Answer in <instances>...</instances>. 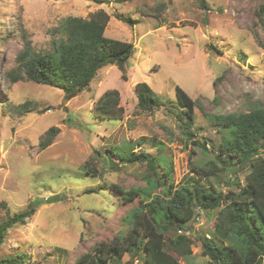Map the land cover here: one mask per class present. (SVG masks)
Segmentation results:
<instances>
[{"label":"rangeland","instance_id":"rangeland-1","mask_svg":"<svg viewBox=\"0 0 264 264\" xmlns=\"http://www.w3.org/2000/svg\"><path fill=\"white\" fill-rule=\"evenodd\" d=\"M106 1L0 0V71L14 67L22 73L15 56L25 45L34 54L53 52L65 37L59 28L63 18H89L99 9L109 14L104 35L134 44L122 70L113 64L101 67L89 87L71 98L26 79L5 83L0 73V202L5 203L0 217L42 200L24 225L7 232L0 258L25 252L26 264H75L83 254H94L101 242L126 233L138 198L164 199L161 186L144 178L147 163L120 159L115 148L124 155L163 156V163L172 164L173 187L194 182L225 193L246 184L248 163L218 158L227 129L213 117L264 106V15L259 9L264 0ZM119 16L132 20L124 23ZM139 81L148 83L165 105L140 110ZM175 85L195 100L190 137L184 108L175 106ZM111 88L119 93L121 118L94 117L97 98ZM26 100L35 109L14 113V106ZM51 126L58 131L41 149L39 140ZM162 162L156 161L159 173ZM89 188L97 191L87 193ZM131 189L138 197L126 201L124 194ZM213 216V211L200 210L186 230L177 231L193 235L190 256L169 254L181 264H205L195 237L213 236ZM144 261L145 249L138 248L110 264Z\"/></svg>","mask_w":264,"mask_h":264},{"label":"trees","instance_id":"trees-1","mask_svg":"<svg viewBox=\"0 0 264 264\" xmlns=\"http://www.w3.org/2000/svg\"><path fill=\"white\" fill-rule=\"evenodd\" d=\"M106 3V0H89ZM260 15H264L261 4ZM259 17H263L260 16ZM127 23L131 18H120ZM109 14L99 9L89 18L68 16L63 18L59 28L65 33L53 52L32 53L25 45L15 56V62L22 68H3L0 73L5 83H15L26 79L35 83L53 86L61 90L65 98L86 90L96 71L106 65H116L120 70L126 66L132 56L134 44L106 37L104 28ZM219 79L213 82L215 83ZM176 104L182 109L185 134L192 136L190 126L194 122L195 100L178 85L174 86ZM137 106L140 110L151 112L164 106L165 102L144 81L135 84ZM215 99V98H214ZM120 97L116 89L104 91L96 100L91 113L100 119H120ZM4 107V105H3ZM14 113L23 114L34 110L31 101H23L14 106ZM218 124L227 131L221 135L219 160L226 163L233 158L241 164L248 163L246 184L225 193L212 185L195 186L193 184L173 187L171 181L172 164L163 163V156L150 155L144 151L121 154L115 148L114 155L128 162L147 163L148 172L144 178L156 186H161L164 199L157 196L144 200L138 198L139 205L132 208L129 215L130 225L126 233H119L109 243L101 242L93 253H85L76 259L75 264H110V260L123 255L125 251L136 252L145 249L144 264H181L169 254L174 251L179 256L192 254L193 235L177 233L186 230L187 225L198 217L199 210L215 212L213 236L198 238L201 242V254L207 258L205 264H264V106L255 105L247 112L214 115ZM58 128L49 127L39 140L41 149L48 146L55 137ZM196 141V140H194ZM161 149V148H160ZM220 156L225 157L220 159ZM161 160L164 169L161 173L156 168V161ZM199 171H202L199 168ZM164 181H168L167 186ZM192 181L194 179L192 178ZM238 185V183H237ZM117 192L120 188L114 186ZM95 188L87 193L96 192ZM136 190L124 194L126 201L138 197ZM48 200V199H47ZM165 201V205L163 202ZM42 200L27 204L26 208L0 217V245L5 243L6 234L15 226L24 225L35 213ZM5 206L4 202H0ZM161 218L162 220L158 219ZM172 229V236L166 238V232ZM184 232V231H183ZM195 240V239H194ZM29 256L25 252H15L0 258V264H26ZM29 261V260H28Z\"/></svg>","mask_w":264,"mask_h":264},{"label":"clouds","instance_id":"clouds-1","mask_svg":"<svg viewBox=\"0 0 264 264\" xmlns=\"http://www.w3.org/2000/svg\"><path fill=\"white\" fill-rule=\"evenodd\" d=\"M200 211V210H199ZM213 227H214V223H213ZM214 230V229H213ZM209 237H211V235H206V238H209Z\"/></svg>","mask_w":264,"mask_h":264}]
</instances>
